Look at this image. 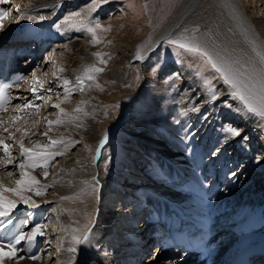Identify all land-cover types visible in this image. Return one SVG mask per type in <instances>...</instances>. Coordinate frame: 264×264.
Returning <instances> with one entry per match:
<instances>
[{
	"label": "bare ground",
	"instance_id": "bare-ground-1",
	"mask_svg": "<svg viewBox=\"0 0 264 264\" xmlns=\"http://www.w3.org/2000/svg\"><path fill=\"white\" fill-rule=\"evenodd\" d=\"M68 1L70 0H29L23 7V11L21 10L22 12L18 19L10 23L15 25V29H20L19 32L16 31L14 33V37L17 39L28 38L33 34L35 27L31 28V26L28 25L23 30V25L29 24L32 20H36L40 16L48 19L49 16L56 13L61 5H64V7L67 6L65 7L66 12L68 10L67 15L75 8H81L86 12L90 10V6L85 4L84 0H75L74 2L72 1L73 3ZM239 1L243 3V0H180V7L174 11L176 13L168 18L167 23L145 47L144 52L137 58L135 66L138 69L141 68L140 73L144 74L146 67L143 66V62H145L148 57L154 56L155 52L160 50L161 44L167 40L168 37L176 34L184 25H189L190 23L192 28L197 29L199 27L200 32L191 33L187 30L192 34L191 36L185 37L188 41L196 40V42L216 60L230 66L241 79L246 80L249 76L259 74L260 70L264 68V59H262V57H264V40L258 32L253 29L252 22L246 17L247 15L244 13L241 6L242 4H240ZM1 3H3V0H0V4ZM2 11H5V9L3 10L2 8ZM23 15L32 16L33 19H21ZM58 17L56 16L51 21L47 20L48 23L46 21V23L50 25L48 33L52 35V37H55L61 29V27L57 28L55 26L57 24L55 20L59 19ZM260 25L264 26V24ZM209 27L210 31H208ZM63 35L69 37L68 40L64 44H54L55 46L52 47L51 54L47 55V57L50 58H46L41 63V66H39L38 70H35V76L32 74L33 81H39L40 85L45 88V84H43L44 81L42 80L45 71L42 69H45L44 67L46 66L43 67V65H46L47 62H49L48 60H50L51 65H49L50 67L48 68L50 78L47 79V81L49 83L54 81L57 87H61L60 93L58 95H55L56 93L53 95V97H58V99L61 100L59 103L60 107L57 108L55 112L47 113L46 122H42V120L39 122V124L43 126V128L41 126L42 130L36 133V136L40 139L37 143L39 145L41 143L43 145H48L45 150L51 153H63V155H58L60 161H58V164L56 163L57 165H54V168L58 166L54 169V176H50L52 178L50 181L46 179L48 182L45 180L46 182L30 186H18L15 181H13L15 178L12 177V179H9L8 177L11 171L3 172L0 170V184H3L7 188L20 187L22 195L29 198V202L26 204L31 207L29 210L31 211V222H36V224H32L33 226L31 227L34 228L37 224H40L44 226L42 230L45 234L37 236L35 241L26 247L27 251L25 252L28 254L29 258L13 262L6 256L3 260V264L43 263L45 257H43L39 250L36 251V248H38L42 240L48 243L47 230L52 228L46 226V221H44L47 217H45L41 209L43 208V203H46L48 208L50 203L54 205V202H59V224L68 226V230L66 231L61 245L60 256H58L56 261H53L55 264H65L64 260V262H62L61 257L66 255V250L71 247L68 245L69 239L72 240L73 233L71 230L75 228L83 230L85 226L91 227L97 214L95 226L91 232L93 243L89 245L91 248L89 252L91 255V262H89V264H139L141 259L138 257L143 256L142 259H144V255L147 254V249H145L148 246V244L145 245L147 239L146 241L142 239H144L148 224H156V230H161L163 221H166L168 225L175 224L176 219L170 216L168 209L170 207L171 211L172 209L179 210L181 205L187 208L190 207L191 210L189 213L191 215L201 212L204 218L201 220L205 223L201 225V229L204 230L205 226H207V232L209 228L216 229V232L210 233L215 240L217 236L222 238V233L227 232L226 230L229 229L230 231L239 229V231L242 232L240 233L237 231L239 232V239L236 241H240L241 239V241H245L248 238H255L256 240L263 239L264 155L262 156L259 152L252 154V148L249 146L251 144L249 139L253 138L255 134L254 130L259 126L261 127V130L258 131V136L260 138L256 143L263 142L262 144L264 145V139L261 133L264 120L254 114L248 115V113L244 111V114L240 113L241 116H239V118L232 119V124L238 127L240 135H228L225 132V124L221 122V119H225L226 121L228 118L225 116V104L223 103L224 105H220L218 102L217 104L213 103V105H208V101L201 98V95H198L200 92L198 82L193 76H188L189 73L184 68L179 72L177 77L175 74L174 83L172 85L167 84L168 81L165 77L169 69H172L174 72L176 68H171L169 66L161 72L160 78L151 80L145 77V80L142 83L140 81L139 84H137L133 73L127 71V81L129 80L132 83L130 86L127 82L118 85V82H115L116 79L114 80L111 77L113 80L111 79L109 83L111 85L114 81L115 83H113L115 85H111V90L107 92H104L101 86V84L108 82L105 77V79L102 77L103 72L96 80L93 79L92 81H88L89 79H87L88 83L86 85H79L81 77H86L85 70L93 66L86 61L84 47L82 48V45L81 47H77L75 36L70 34V32H67L66 35L63 33ZM41 36L45 37V31L41 32ZM85 42L86 41H84V43ZM119 48L121 52H126L128 49L127 45H122ZM133 54L127 51V61L131 59L130 57ZM145 55L146 59L141 60V57H145ZM16 57L17 54H10V65H15L13 60ZM141 61L143 62L141 63ZM41 67L43 68L41 69ZM94 73L95 72H91L89 74L95 76ZM216 74L220 73L217 71ZM173 76L174 75H172V77ZM65 80L69 82L67 85L64 83ZM21 86L22 85H20V87ZM105 86L107 87V84H105ZM143 86L145 89L150 88L153 91L155 89L158 93L155 96L156 102L154 101L152 105L154 111L150 115L151 121L145 125L143 124L144 126L142 127V122L138 121L137 124L141 129L137 132L134 131L135 129H131L134 122L130 117L127 116L125 117L127 119L123 118L116 121L109 117L108 110L111 108L112 103H114L116 106L119 105L121 109L123 108L127 111V114L133 112L132 110L135 108L133 94L137 92V89H141ZM223 86L224 85L220 87L221 93L219 96L226 97ZM100 102H105L102 103V106L105 108L96 110L94 106ZM43 105L42 103L39 106L38 113L45 111L42 110ZM52 106H55V104ZM52 106L47 105L46 107L52 108ZM212 106L215 107L210 108ZM11 107L13 108L11 109L12 111H16L14 106ZM31 107H33V105ZM78 107L81 109L80 111L76 110ZM241 107H243V105ZM61 108L65 110L64 113H61ZM3 112L4 109H2L0 115ZM193 115L196 117L193 118ZM182 116L185 118L191 116L192 120H195L191 128H181L180 124L182 122L179 124L180 121L178 118L182 119ZM43 117L44 115L41 116V118ZM99 117H104L105 122H103L104 127L96 134L94 129L96 128V120ZM202 118L203 120H201ZM7 120L8 119H5L3 124H9ZM39 120L33 119V122L36 121L37 123ZM57 120L61 122L58 124L53 123L51 126L48 124V121L55 122ZM34 125L36 124L34 123ZM38 126L31 129L35 131ZM119 126L125 127L115 136L119 137L123 147L130 151L129 155L131 157H139V164L146 165L145 167H147V169H149L151 163H156V166L152 165L150 168L151 171L158 173V175H163L169 182L177 181L176 183H179L178 186H182L183 188L181 190L178 187L168 189L161 188V185H158V183L151 184L146 178L147 175H140L137 171L140 170V168H137V165H135L136 167L134 166V168H136V171H134L130 163H128V165H117L118 167L114 168L116 173L114 177L109 176V174L106 175L105 173L98 175L96 171L97 167L99 168L98 160L101 156V149L107 140L112 137V134L116 133L118 129H121ZM204 127H206L205 132L202 131ZM45 133H47V136H45ZM4 137L6 140L12 139L6 136ZM49 138H51V140H63V143L51 145ZM142 138H145L146 141L141 140ZM191 138H195V142L191 146L192 149L189 153L184 152L180 146L185 145L187 142L189 143L188 140ZM4 142L7 143V141ZM139 144H142V147H140ZM75 145H77L75 147L77 150L71 152L70 149ZM15 147L17 148L14 143L11 145L10 149H15ZM204 156L206 158H204ZM81 158L84 162L79 161ZM11 165L12 164L5 163L0 166V168L8 169ZM160 165L169 166V169L163 170V168H159ZM182 165L186 171L190 169L191 172H197L195 167L198 166L202 176L211 171L209 173L212 174V177L209 176L211 180L209 185L206 186L207 190H198V188L189 185V182L187 183L185 181V172H179L180 168L177 169V175L173 177V167H182ZM201 165L203 168L206 166L205 169L201 170ZM23 171H27L30 176L35 177L39 182L41 181L42 170L41 172L36 171L33 173L28 166V169H23ZM71 172L74 174L79 173V176L75 180L73 179L75 177H71L74 182L70 180L69 183L65 175L71 174ZM19 173L21 174V171ZM249 177L254 180L250 182ZM19 179H21V176ZM19 179L17 178L16 181ZM240 179H242V181L239 182ZM248 180L250 184L245 185ZM74 183L76 184L73 189ZM238 183L239 185L241 184L240 188H235ZM47 188H51V191L46 190ZM37 189L43 194L37 195ZM217 189L219 191H217ZM183 190H186V192ZM160 193H163V197H159ZM97 194H101L102 199L98 200L99 196H97ZM119 194L125 197L124 200H119L120 202L118 199H114V197ZM4 195L11 200L20 203L23 202L21 196L13 192H4ZM64 197L69 198L64 199ZM168 200H172L169 207ZM254 200L256 203L255 205H253L254 203H250V201L254 202ZM115 201H117L116 204H114ZM137 201H139V203ZM99 202L100 211L98 213L96 208ZM19 205L23 204H16V208H19ZM143 207L150 208V211L146 212L147 218H144L146 215L145 212H143ZM124 212L125 214L128 213L127 218L129 220L126 219L124 221L121 220L122 217H119V214ZM35 213L36 216L32 217ZM218 215L219 221L216 220ZM142 218L144 219L142 221L143 224L140 222ZM220 220H222V222H220ZM117 223H123L124 227L122 225L121 227H123L125 231H128V234L125 236L121 234L119 237L118 234L112 238L113 241H115L112 243V254L115 256L116 254H122L123 250L125 251L120 261L114 263L112 259L109 260L108 258L106 260L107 262H105L104 259H102L103 256L100 257V255L93 250L101 251V248L104 250L111 249L107 248L105 242L102 243V241H107L111 237L110 234L113 229L107 234V231L104 232L103 225L105 229H111L115 228V226L118 225ZM145 223L146 226L144 227ZM4 224H8L7 217L0 218V239L5 238V233L3 232ZM139 225L141 228L144 227L145 230L141 231V229L138 228ZM208 225L210 226L208 227ZM10 226L11 230L8 234L16 235L21 228L20 222L17 220L13 226ZM166 229V233L172 231V229H169V226H166ZM31 230L29 232H31ZM129 233L131 234L130 236H128ZM225 239L227 240L228 238L219 240L221 242L220 244H224ZM176 240L178 241L177 244H175L174 238L171 237L162 244L161 247L165 248L161 250L163 255L173 259L179 257V262L184 259L186 260L185 264H193V262L195 264H204L203 262L208 260L209 256L212 254H208L204 259L199 258L201 262H196L195 258L197 255H195V252H184L185 246L183 238H177ZM151 242L152 240L149 241V245ZM4 245L5 251L7 252V245ZM92 246H96L97 248L92 250ZM99 246H101L100 249ZM128 246H131L130 249H128ZM229 246H231V244H228L227 247ZM161 247H159V249ZM218 247H220L221 251L225 248L224 245H219ZM138 248H141L139 251H142V254L138 255ZM142 248L144 249L142 250ZM156 249L157 246L154 252ZM217 251L218 250H215L214 252ZM231 252V250L226 251L224 254L226 256ZM105 253L112 256L110 252ZM178 253L183 254L178 255ZM32 255L41 258L32 260L30 258ZM192 256L195 257L193 258ZM217 256L219 257V255ZM134 259H136V261ZM85 262L86 261L82 264H86ZM48 263L46 262V264Z\"/></svg>",
	"mask_w": 264,
	"mask_h": 264
},
{
	"label": "rangeland",
	"instance_id": "rangeland-1",
	"mask_svg": "<svg viewBox=\"0 0 264 264\" xmlns=\"http://www.w3.org/2000/svg\"><path fill=\"white\" fill-rule=\"evenodd\" d=\"M8 1L10 2V4H9L10 15L7 18L8 19L7 22H5V24H3L1 27V29H3V30L7 29V27H9L10 23H12L11 21H16L18 19V17L21 15V12L23 11V7L28 3L29 0H8ZM72 1L74 2L75 0H70L68 2H72ZM179 1L180 0H108L107 3L101 4L98 7L94 8L92 5V0H84V3L88 4V6H90V10H89L90 12L89 11L86 12L81 8H77V9L75 8L70 13L81 12L82 16L79 19H83L85 22L90 21L91 26H95V23L97 21H99V23L102 25V27L96 29V37L99 40L98 43L93 42V35L89 31H87L86 28L71 27L70 26L71 22L69 24L63 23V21L65 20V17H67L69 15V14L67 15L68 10L66 12V8H65L67 6L64 7V5H61L60 8L58 7L59 9L56 11V13H53L54 16L51 15V16H49L48 19L45 18L43 20H40L38 18L36 20H32L31 22H33L35 25H40L41 27H45L47 25L50 26L49 24H47L48 21H51L56 16L57 17L59 16L58 17L59 19H56L55 23L61 25L60 32H58V34L56 35L60 38H54L53 41L50 40L49 41L50 42L49 47H46V46H44L43 42L39 43V41L46 40L47 38L52 37V35H50L47 32L48 36H46V35H45V37H42L41 35L39 36V38L36 40L37 44L39 43V47L37 48L40 51L39 52V59L37 60L34 58L35 60L31 61V63L29 64L30 67L27 68V70H26L27 73L25 76V87L29 85V86L35 88L36 93L33 94L32 93L33 91L31 90L29 93H26V95H25L27 97L26 101H24L23 103H21V101H19V102L15 103L17 105H12V106H14V108L21 107L20 108V109H22L21 111L19 109H16V111L15 110L12 111L11 109H13V108L11 107L10 109H7L8 111H6V112L4 110L5 113L3 112L0 115L1 116L0 117V140L7 141V144L10 147L14 143H15V146H17V148L15 147V149L14 148L10 149L11 154H12V158L14 159L11 167L8 169L2 168L3 170L0 168V170L3 172H10L11 171L10 173L12 176L11 175H9V176L7 175V176L9 177V179L10 178L12 179V177L15 178V179H13V181H16L17 178L19 179V177L21 176V174L19 172L22 171L19 168V164L21 162H26V157L21 155L20 145L23 144L25 148H34V146L38 144L37 141L40 140L36 136V133H39V131H41L43 128V126L41 124H39V122L41 120H42V122H46L47 113L57 111V107L52 106V105L53 104H55V105L59 104L61 102V100H59L58 97H53V95L55 93H56L55 95H58L60 93L59 91L61 90V87L60 88L57 87L56 86L57 84L54 81H51L50 83L47 81V79L50 78V76L48 74V71H49L48 68L50 67L49 65H51L50 60H48L49 62H47L46 65H43V67L46 66V67H44L45 69H42L43 67H41V69L45 71L43 78H42V80L44 81L43 84H45L44 85L45 88L42 87V85H40L39 81H33L32 74L36 72L35 70H38L39 66H41V63L46 58H48V59L50 58V57H47V55L51 54L52 47H54L56 44H64L68 40L69 37H65L63 35V33L66 35L67 32H70V34L75 36L77 47H81V45H82V48L84 47L83 49H85L84 51L86 52L87 63L92 65L95 68H103L104 69L102 71L103 75H102V72H95L94 73V75L96 76V77L94 76L95 77L94 80H96V78H98V77H100V75H102V77L103 78L105 77L106 80L108 81L107 83L105 82V83L101 84V86L103 87L102 90L104 92L111 90V88H112L111 85H115L114 84L115 82L116 83L118 82V85L122 84L123 82L124 83L127 82L128 85L130 86L132 83L129 80L127 81V71H129V73L130 72L133 73V76H135V78H136L137 84H139L140 81L142 83L145 80V77L147 79H151V80H155L157 78H160L159 76H160L161 72L164 71L165 69H167L168 66L171 68L175 67L176 70L173 72L172 69H169L167 71L166 77H165L168 81L167 84L172 85L174 83L175 74L177 77L179 72H181L182 69L184 68L189 73L188 76H193L194 79L198 82L199 88H200V92L198 95L199 96L201 95L200 96L201 98L206 99L208 101V105L209 104L213 105V103L217 104L218 102L220 103V105L225 104V106H224L225 107L224 109L226 111L225 116H227L228 118L226 119V121H225V119L219 118V119H221V122L225 124V127L232 126V127L238 129V127H236L235 125L232 124V119L239 118V116H241V114H244L245 112L240 111L243 108V107H241L242 106L241 102L238 99H235L233 96L230 95V93L232 91L231 86L224 82L222 76H220L221 74H216L217 70L215 68H212L207 63V61L204 59V57L202 55L187 51L185 49L179 48L176 45H172L169 43V41L173 40V39H181L183 41H188L185 37L191 36L192 35L191 33L200 32L199 27H198L199 29L198 28L197 29L192 28L190 26L191 25L190 23H189V25L188 24L184 25L182 27V29H180L176 34L172 35L171 37H168V39L165 40L161 44V46L159 48L160 50L155 52L154 56L148 57L147 59H146V55H145V57L142 56L141 60L146 59L145 62L141 61V63L143 62V66L146 67L144 74L140 73L141 68L138 69L135 66L137 63V58L139 57L140 54H142L144 52L145 47L152 41V39L156 35V33L167 23L168 18L170 16H172L174 13H176L174 11H176L177 8L180 7ZM3 2H5V1H3ZM239 3H240V1H239ZM240 4H242L241 6L243 8V11L247 15L246 17L249 18L250 21L252 22L253 29L255 31H257L258 34L264 40V29H263L264 26L260 25V24H264V21H262V20H264V1L263 0H243V3H240ZM51 11H49V12H51ZM83 11H84V13H83ZM46 21H47V23H46ZM261 27H262V29H261ZM104 29H110V30L105 31ZM187 30H189V32H191V33H189ZM208 31H210V27H209ZM84 41H86V42L84 43ZM46 42H48V41H46ZM190 42H192L194 44H198L196 42V40L190 41ZM122 45H127L128 49L126 50V52H121L119 47ZM200 47L203 48L202 46H200ZM127 51H129L132 54L134 53L130 57L131 59L128 61H127ZM97 53L102 54V57L97 56L96 55ZM27 58H28V56L25 57V60ZM102 60L107 61V63H103ZM97 75H99V76H97ZM172 75H174V76L172 77ZM111 77L114 80L115 79L116 80H115V82L113 81L114 83L112 82V84L110 85L109 81L112 79ZM81 79H83V84H81L79 82L80 83L79 85H84V84L86 85L88 83V81H92V80L87 81L86 77H84V78L81 77ZM206 80L211 81L212 86L218 90L219 95L221 93L220 87L222 85H224L223 86L224 87L223 89L225 90L224 94L228 98H226L224 96L223 97L219 96V99L212 100L210 98V92L205 85ZM105 84H107V87L105 86ZM22 86H23V84H22ZM88 86H89V84H88ZM149 89L150 88L145 89V87L143 86L141 89L140 88L137 89V92L133 94V101H134L135 108H133V110H132L133 112H131V113L127 114V111H125L123 108L121 109V106H119V105L116 106V104L112 103L111 108H109V110H108L109 111L108 115H110L109 117L111 119L117 121V120H121V119L128 116L134 122L133 123L134 125L132 126L133 128L131 127V129H135L134 131L139 132L140 131L139 129H141V128H139V125L137 124L138 121L142 122L141 127L144 126L149 121H151L150 115L154 111V108L152 107V105H153L154 101L156 102L155 96L157 95L158 92L155 91V89H154V91L152 89H150V90ZM99 90H98V92H99ZM78 97H80V96H78ZM33 99H36L37 101H35ZM198 101H199V99H198ZM26 103L30 104L31 106L33 105V107L25 108L24 105ZM42 103L44 104L42 106V110H45V111H43L42 113H38L39 106ZM102 103H105V102H102ZM102 103L100 102L99 104L94 106L96 108V110L99 108H101L100 110L105 108L102 106ZM47 105L52 106V108H49V107L47 108L46 107ZM137 107H138L139 111L137 110ZM186 107H187V104H186ZM213 107H215V106H212L210 108H213ZM219 108H221V107H219ZM54 114H56V113H54ZM43 115H44V117L41 118V116H43ZM106 115H107V113H106ZM248 115H249V113H248ZM192 117L194 118L196 116L193 115ZM192 117L187 116L185 118L182 116V119L178 118V120L180 121L179 124L182 122L180 124L182 129H183V127L184 128H187V127L191 128L192 127V125L195 123L194 122L195 120L194 119L192 120ZM5 119H8L7 121H9V124H3ZM33 119H38V120L40 119V120L36 123V121L33 122ZM125 119H127V118H125ZM201 120H203V118ZM103 122H105L104 117L103 118L99 117L96 120V128L94 129L96 134H98V132L104 127ZM135 122H136V124H135ZM34 123L36 125H34ZM37 126H38L37 130L33 131V129H31V128H36ZM41 126H42V128H41ZM136 126H138V127H136ZM124 127L125 126L120 127L121 129H118L116 133L112 134V137L110 139H108L107 142L103 145V147L101 149L102 150L101 156L98 160L99 168L97 167L96 173L98 175L105 173L106 175L109 174V176L114 177V176H116L114 168L115 167L117 168L118 167L117 165H119V164H124V165L127 164L128 165V163H130V165L133 166V167H131V166L130 167L132 169H134V171H136V168H134V166L137 165L138 166L137 168H140V170H137V171L140 173V175L146 174L147 175L146 178L149 180V182L151 184H153V183L157 184L158 183V185L159 184L161 185V188H168V189H172V188L176 187L177 181H172V183L173 182L174 183L170 184V182L168 183V181H167L168 179L164 180L162 178H155V175L157 176L158 173L147 169V167H145L146 165L139 164V159H138L139 157L134 156V158H133L129 155L130 151L126 150V148L123 147L122 141H120V138L115 136ZM262 128L264 130V122H263ZM205 130H206V127H204L202 131L205 132ZM260 130H261V127L257 126V128L254 130L255 134L253 135V138L249 139V142L251 143L249 146H250V148H252V151H251L252 154H256L259 152L263 156L264 155V145L262 144L263 142L256 143V141H258L260 138L258 136V131H260ZM263 130L261 131V133H262V137L264 139V131ZM4 136H6L9 139L10 138H12V139L6 140V138ZM141 140L146 141L145 138H142ZM141 140H139V141H141ZM188 141L190 144L187 142L188 144L186 143L185 145L180 146V148L182 147L184 152H187V153H189L190 150L192 149L191 146L194 144L195 138H191ZM28 142H29V144H28ZM40 145H43V144L41 143ZM76 146L77 145H75L72 149H70L71 152H74L77 150V148H75ZM139 146L142 147V144L141 145L139 144ZM42 150L48 152V150H45V149H36V151H42ZM1 155H3V156L1 157ZM204 158H206V157L204 156ZM263 158H264V156H263ZM7 159H8V157L5 156V154L3 153V148L0 146V163H2V164H0V166L7 163L6 162ZM125 159H126V161H125ZM36 160H37L36 162H38V164H40L41 166L40 167L29 166V169L33 173H35L36 171L37 172L38 171L41 172V170L43 171L42 175H41V181L39 183L46 182V181L48 182V180L49 181L52 180V178L50 176H52V177L54 176V171H55L54 169H56L58 167L57 166L56 168H54V165L56 163L57 164L59 163L58 161H60V157L58 155H56L52 158L48 157L47 162H49V163H47L46 168H44V166H43V164H44L43 158L37 157ZM79 161L84 162V160H82V158L79 159ZM183 167H184L183 165H182V167L174 166L173 167V177L177 175V169L180 168L184 171L185 169ZM205 167L203 168L201 165V170L205 169ZM26 168L28 169V167H26ZM85 168H88V167H85ZM159 168H163V170H168L169 166L160 165ZM195 168H196L195 170L197 172H199V169H198L199 167L196 166ZM45 171H47V173H48L47 176H45V174H44ZM179 172H180V170H179ZM188 173L189 172H185V174H188ZM193 174L195 176L197 175L195 172ZM78 176H79V173L74 174L72 172H71V174L65 175V177L67 178L69 183H70V180H71V182H74L73 179L74 180L77 179ZM71 177H75V178L72 179ZM46 179H48V180H46ZM249 180L251 182L254 179L249 177ZM249 180L245 185L250 184ZM240 181H242V179H240L239 182ZM75 184L76 183H74L73 189L75 188ZM240 185H239V183L236 184L235 188H240ZM46 190L51 191V188H49V189L47 188ZM97 196H99L98 200L102 199L101 194H97ZM120 198H122V199H120ZM124 198L125 197L124 196L122 197L121 194L114 197V199H118V201L119 200L122 201V200H124ZM114 199H113V201H114ZM58 203L59 202H54V205L52 203H50V206H48V208H47L46 203L42 204L43 208H41V209L45 213L44 214L45 217H47L46 220H44V221H46V226L52 227L53 229L51 228V229L47 230V233H48V235H47V241H48L47 246H45L46 242L42 240V242L43 243L45 242V243L43 244V247L40 250V252L43 255V257H45V259H44L43 263H41V264H46V262L47 263L49 262L48 264H55V263H53V261H56L58 256H60L59 254L61 251V245L63 243V238L65 237L66 231L68 230V226H66V225L63 226V225L59 224L60 220L58 217V213H59ZM116 203H117V201L114 202V204H116ZM250 203L251 204L254 203L253 205L256 204L255 200H254V202L250 201ZM17 204H23V205H19V208H26L27 207L26 209H28V204H26L24 202H22V203L17 202ZM124 209L127 210L126 208H124ZM96 210H98V213H99L100 202L97 204ZM47 212H48V215L46 214ZM170 212L173 213L171 210H170ZM22 214H23V212H21V213L16 212L14 217L15 218H17V217L22 218ZM145 214H146V212H145ZM97 215H96V218H97ZM119 217H122L121 220L125 221L126 219H128L127 218L128 213H126V214H125V212L120 213ZM96 218L94 219V222L91 224V227H90L92 229V231H93V228L95 226L94 224L96 222ZM123 223L122 224L117 223L118 225H116L115 228H111V229L110 228L105 229V226L103 225L104 232L107 231V234L110 232V230L112 231V229H113L112 233L110 234L111 237L107 241H102V243L105 242V245L107 248H111L112 250L111 249L110 250L109 249L104 250L103 248H101V251H99V250L95 251L93 249H96L97 247L92 246V250L95 253H98L100 255V257L103 256L102 259H104L105 262H107L106 260L109 258V260L112 259L113 262L115 263L117 261H120L122 258L121 256L125 250H123L122 254H116L115 256L112 254L113 253V244L112 243L115 242V241H113L112 238H114V236L115 235L117 236L118 234H119L118 237L121 234H123L124 236L128 234L127 233L128 231H125V229L123 228L124 227ZM142 224H143V222H142ZM121 225L123 227H121ZM31 226H33V225L29 224L26 227V233H30L28 231H30L32 229ZM145 226H146V223L144 224V227ZM144 227L142 228V230L145 229ZM217 228H218V226H217ZM229 231H230V229H229ZM124 232H126V233H124ZM228 234H229L228 238L231 240H233L237 236V234H235V233H233V234L228 233ZM130 235L131 234L129 233L128 236H130ZM223 235H226V232ZM223 237H227V236H223ZM146 239H147V237L144 236V241H146ZM229 239H227V240L225 239L226 244L231 243V242H229ZM237 239H234V241H236ZM147 244H148V246L145 248V249H147V254L144 255V259H142L143 256L138 257L139 259H141L139 264H185V262H186V260L183 259L180 261L182 263H180L178 261L179 257L173 259L171 257L163 255L161 250H164L165 248L161 247L162 244H161V246H159L161 248L160 249L157 248L155 252H154L155 248H152L153 243L149 245V242L147 240V243L145 245H147ZM39 245H38V248H36L37 250L35 249L36 251L39 250ZM68 245H70L71 247H73V246L77 247L76 245H74L73 240H71V239H69ZM16 247L18 248L19 246H16ZM100 247L101 246H99V249H100ZM130 247L131 246H128V249H130ZM21 248H24V243H22V245H20V249H19L20 254H18L17 256L23 257V259L29 258L27 254L23 253V251L21 252V250H22ZM90 251H91V248L89 247V245H86V244L79 245L77 248V251L75 253H71L67 249L65 252L66 255L62 256L61 259H62V262L65 261L64 262L65 264H72V263L73 264L74 263H76V264L81 263L82 264V263H84V261H86L85 262L86 264H89V262H91V258H90L91 255L89 254ZM108 251L111 253L112 256L105 253V252L109 253ZM158 251H159V253H158ZM105 256H106V258H105ZM135 258H137V257H135ZM9 259L13 262L17 261V260H21L19 258H9ZM77 259H78V261H77ZM123 259H124V256H123ZM134 260L136 261V259H134ZM133 261H132V263H133ZM193 264H195V263L193 262Z\"/></svg>",
	"mask_w": 264,
	"mask_h": 264
},
{
	"label": "snow or ice",
	"instance_id": "snow-or-ice-1",
	"mask_svg": "<svg viewBox=\"0 0 264 264\" xmlns=\"http://www.w3.org/2000/svg\"><path fill=\"white\" fill-rule=\"evenodd\" d=\"M108 0H92L93 7H98L101 4L107 3ZM7 11H0V21L3 20L5 16H7ZM82 16L81 12H72L67 17H65V20L63 23L69 24L71 27H80V28H86L87 31L92 33L93 35V42L98 43L99 40L96 37V29L101 28L102 25L97 21L95 23V26H91V22H85L83 19H79ZM21 19H33L32 16L23 15L21 16ZM40 20L45 19V17L40 16ZM57 28H60V24L55 25ZM0 27H2V23H0ZM105 31H108L110 29H104ZM170 44L176 45L179 48L185 49L190 52H194L197 54H200L204 57V59L207 61V63L212 67L215 68L222 76L224 82L231 86V93L230 95L233 96L235 99H238L241 104L243 105V108L241 111H246L249 114H254L256 116H259L262 120H264V68H262L259 72V74H254L252 76H249L246 80L241 79L240 76L228 65L219 62L216 60L208 51L201 48L198 44H194L190 41H183L181 39H173L169 41ZM97 56H101L102 54L97 53ZM142 58V57H141ZM264 59V57H262ZM103 63H107V61H103ZM103 68H87L85 70V76L89 80L95 79L94 76L90 75L91 72H102ZM33 76H35V73H33ZM18 79H23L22 77ZM65 85H67L69 82L67 80L64 81ZM80 83L83 84V79L80 80ZM205 85L208 88L210 92V98L212 100L219 99V92L217 89H215L211 81H205ZM10 87L9 84H3L0 85V107L3 106L4 103V96H5V90ZM32 91L35 92L36 89L32 88ZM230 106V105H229ZM25 108L31 107L30 104L26 103L24 105ZM55 107L59 108L60 105L57 104ZM77 111H80L81 109L78 107L76 109ZM61 113H64L65 110L63 108L60 109ZM61 121L57 120L55 122L48 121V124L51 126L53 123H60ZM225 132L228 135L231 136H239L240 130L237 128H234L232 126H227L225 128ZM45 136H47V133H45ZM51 145H56L58 143H63V140H51L49 138ZM0 146L3 148V153L5 156L8 157L7 163L13 164V158L11 154L10 147L7 143H5L3 140H0ZM48 145H35L34 148H25L23 144L20 145L21 155L26 157V162H21L19 164V168L21 171V179L15 181V183L18 186H30L33 184H38L39 181L33 177L30 176V174L27 171H23L28 166L32 167H40L41 165L36 163L37 157L44 159L43 166L47 167V158L53 157L56 155H63V153H51L47 151H36V149H46ZM45 176L48 175L47 171H45ZM11 175V173H9ZM4 192H13L18 196H21L24 203L29 202L28 197H24L21 193L20 187L16 188H7L3 184H0V217H8L10 215V212L13 208L16 207L17 201L11 200L7 198L4 195ZM43 194L37 189V195ZM69 197H64V199H68ZM10 222V221H9ZM43 227L40 224H37L34 228H32L30 233L21 232L19 235H17L14 240L10 241L7 244L8 251H5V245L3 242H0V264H3V260L7 256L8 258H19L23 259V257L17 256V245H19L22 241L27 240L28 244L31 245L37 236H42L45 233L43 232ZM72 240L74 245H92V239H91V232L92 229L88 226H85V228L79 229L75 228L71 230ZM68 251L71 253H75L77 251V247L73 246L68 248ZM32 260H38L41 257L32 255L30 257Z\"/></svg>",
	"mask_w": 264,
	"mask_h": 264
}]
</instances>
